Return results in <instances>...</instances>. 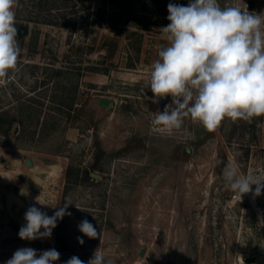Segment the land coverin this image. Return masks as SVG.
Masks as SVG:
<instances>
[{
  "label": "rangeland",
  "instance_id": "rangeland-1",
  "mask_svg": "<svg viewBox=\"0 0 264 264\" xmlns=\"http://www.w3.org/2000/svg\"><path fill=\"white\" fill-rule=\"evenodd\" d=\"M116 1L106 11L121 23L100 27L99 0H17L28 32L0 79V264L24 247L55 248V264H86L97 249L106 264H264V190L241 198L223 179L229 163L264 177V116L225 118L213 131L190 118L155 127L171 103H153L149 88L168 43L161 28L169 3L190 0ZM218 3L264 14V0ZM101 97L115 104L100 107ZM65 203L71 216L51 238H19L29 207L51 216ZM84 219L100 238L78 230Z\"/></svg>",
  "mask_w": 264,
  "mask_h": 264
},
{
  "label": "clouds",
  "instance_id": "clouds-1",
  "mask_svg": "<svg viewBox=\"0 0 264 264\" xmlns=\"http://www.w3.org/2000/svg\"><path fill=\"white\" fill-rule=\"evenodd\" d=\"M17 0H0V79L17 67L20 48L16 39ZM168 21L161 28L167 46L158 51L150 69L152 102L171 97V103L158 111L152 121L161 131L179 129L185 118L215 130L225 118L233 121L264 116V14L250 13L239 5L221 7L218 0H190L187 6L169 3ZM226 187L242 196L264 190V177L243 174L238 165L223 169ZM37 202L40 203L37 199ZM69 203L49 216L36 206L24 214L25 224L18 232L21 240L51 238L57 222L68 212ZM78 230L90 239L100 232L87 219ZM84 244L82 237H77ZM60 253L55 248L38 254L31 247L17 249L5 264H55ZM65 264H85L72 256ZM86 264H106L98 249Z\"/></svg>",
  "mask_w": 264,
  "mask_h": 264
},
{
  "label": "trees",
  "instance_id": "trees-1",
  "mask_svg": "<svg viewBox=\"0 0 264 264\" xmlns=\"http://www.w3.org/2000/svg\"><path fill=\"white\" fill-rule=\"evenodd\" d=\"M101 6L99 7L97 14H95L94 17V22L97 26L100 27H104L105 24H108L109 21H111L112 24H116L119 25L122 21V16L120 14H116L114 16H110L107 11H106V6L108 4H117L118 6H121L122 3H119L116 0H99ZM16 28H17V37H23L24 35L27 34L28 32V26L21 24V23H17L15 24ZM115 50V46L113 48V50H111L110 55H112L114 53ZM109 56V55H108ZM108 56H106V58H108Z\"/></svg>",
  "mask_w": 264,
  "mask_h": 264
},
{
  "label": "water",
  "instance_id": "water-1",
  "mask_svg": "<svg viewBox=\"0 0 264 264\" xmlns=\"http://www.w3.org/2000/svg\"><path fill=\"white\" fill-rule=\"evenodd\" d=\"M114 104H115V101L113 99H109V98H106V97H101V98L98 99V105L100 107L110 108ZM187 150H189V149H187ZM27 165H31V160H27ZM92 176L93 177H99V175L98 174H95V173H92ZM144 251H145V249H143L141 251V255L144 254Z\"/></svg>",
  "mask_w": 264,
  "mask_h": 264
},
{
  "label": "built area",
  "instance_id": "built-area-1",
  "mask_svg": "<svg viewBox=\"0 0 264 264\" xmlns=\"http://www.w3.org/2000/svg\"><path fill=\"white\" fill-rule=\"evenodd\" d=\"M236 197V196H235Z\"/></svg>",
  "mask_w": 264,
  "mask_h": 264
}]
</instances>
